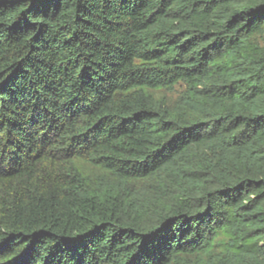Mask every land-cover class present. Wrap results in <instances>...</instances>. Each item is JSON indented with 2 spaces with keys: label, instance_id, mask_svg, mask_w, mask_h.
Here are the masks:
<instances>
[{
  "label": "trees",
  "instance_id": "trees-1",
  "mask_svg": "<svg viewBox=\"0 0 264 264\" xmlns=\"http://www.w3.org/2000/svg\"><path fill=\"white\" fill-rule=\"evenodd\" d=\"M0 264H264V0H0Z\"/></svg>",
  "mask_w": 264,
  "mask_h": 264
},
{
  "label": "rangeland",
  "instance_id": "rangeland-1",
  "mask_svg": "<svg viewBox=\"0 0 264 264\" xmlns=\"http://www.w3.org/2000/svg\"><path fill=\"white\" fill-rule=\"evenodd\" d=\"M181 91H182V89L179 87L174 92H158V93H156V95L159 97L166 96L172 100V99L177 98ZM80 166L85 171V173L88 176H90L93 180H101V179L106 178V175L103 172H101L98 169H95L94 167H91L88 165H83V164H81Z\"/></svg>",
  "mask_w": 264,
  "mask_h": 264
}]
</instances>
